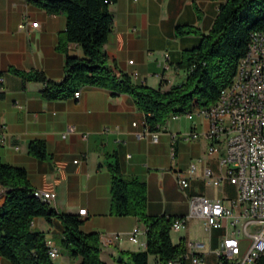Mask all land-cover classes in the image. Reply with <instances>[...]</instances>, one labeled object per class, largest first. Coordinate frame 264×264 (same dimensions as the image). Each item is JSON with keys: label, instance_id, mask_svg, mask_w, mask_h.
I'll return each instance as SVG.
<instances>
[{"label": "crops", "instance_id": "0c3cea01", "mask_svg": "<svg viewBox=\"0 0 264 264\" xmlns=\"http://www.w3.org/2000/svg\"><path fill=\"white\" fill-rule=\"evenodd\" d=\"M226 0H116L109 5L112 30L103 50L112 68L128 74L136 85L168 90L186 79L179 67L183 52L197 47L206 35ZM21 23H28L21 28ZM37 23V27H31ZM176 27H193L201 35L177 36ZM66 28L62 14L50 15L29 0H0V158L26 170L34 190L55 193L53 207L57 213L79 214L85 209L86 221L80 226L84 233H99L119 239L102 243L101 259L117 264L115 259L124 251L146 248L145 227L133 216L110 215V174L107 165L115 158L124 176L145 181L150 216L182 217L190 214V198L219 200L232 216L242 211L237 202L238 189L228 179L218 185L209 184L203 170L210 168L217 175L226 166L219 155L209 154V141L202 135L185 140L189 132L204 133L208 121L193 109L191 114L169 118L161 126L157 142L148 136L138 139L144 129V114L133 98L125 93L114 94L96 86H82L78 99L45 101L39 92L40 82H26L9 72L38 71L52 81L64 77L65 54L57 50L58 37ZM68 54L82 58L81 47L68 45ZM137 123L136 127L132 123ZM74 127L72 132H67ZM63 134L65 136L63 137ZM176 135V139H172ZM31 140H43L50 160H38L27 152ZM195 173L182 190L178 180L190 166ZM5 189L0 186V204ZM220 228L206 229L199 217H192L179 239L185 242L190 264L188 243L203 241L199 252L206 264H215V253L227 236L237 237L241 255L252 244L254 226L244 230V223L233 224V218H222ZM138 229L137 242L129 237ZM31 231L42 233L48 247L58 249L53 264H80L62 246L61 221L36 217ZM179 232V231H178ZM179 241V240H178ZM173 242V243H178ZM152 260V259H151ZM209 260V261H208ZM0 264H11L0 256ZM256 264H264L262 255Z\"/></svg>", "mask_w": 264, "mask_h": 264}, {"label": "trees", "instance_id": "16d2710c", "mask_svg": "<svg viewBox=\"0 0 264 264\" xmlns=\"http://www.w3.org/2000/svg\"><path fill=\"white\" fill-rule=\"evenodd\" d=\"M50 15L62 14L66 28L58 37L57 50L65 54L64 77L52 81L38 71L9 69L22 83L40 82L39 92L45 101L70 99L82 86H96L114 94L130 95L144 114L149 131H156L172 115H182L196 108L213 104L235 74L237 63L246 54L252 32H264V0H226L219 7L210 31L201 35L193 27H176L175 34L201 35L200 44L183 52L179 67L186 79L168 90L136 85L130 76L108 64L103 50L112 30L109 5L116 0H29ZM81 47L82 58L70 56L68 45ZM27 152L38 160H50L43 140H31ZM110 174V215L133 216L145 227L146 248L124 251L117 264H167L185 253V242L171 239L172 222L176 217L150 216L146 212L145 181L124 176L116 158L107 165ZM0 186L5 189L0 204V256L11 264H53L49 247L42 233L31 231L36 217L50 221L56 217L63 226L62 246L80 264H107L101 259L99 233H84L80 226L86 217L80 214L57 213L48 203L33 196V188L24 168L15 167L0 158ZM120 258V259H119ZM152 259V260H151ZM227 264V263H224Z\"/></svg>", "mask_w": 264, "mask_h": 264}, {"label": "built area", "instance_id": "2783aa9c", "mask_svg": "<svg viewBox=\"0 0 264 264\" xmlns=\"http://www.w3.org/2000/svg\"><path fill=\"white\" fill-rule=\"evenodd\" d=\"M28 23H21L25 28ZM37 23H31L36 28ZM80 91L73 94L78 99ZM187 111L183 115H190ZM209 123L208 130L204 133L189 132L181 136L182 139L191 140L204 136L209 141L208 153L219 155V147L224 149L219 161L226 166L225 170L214 174L210 168L203 170V176L209 184L218 185L222 180L228 179L237 186L238 200L242 211L237 216H232L219 200L211 201L204 197L193 196L190 198V214L176 217L172 222V231L184 229L192 217H199L206 229L220 228L222 218H233V224L243 221L244 230L254 226L251 234L252 244L248 251L241 255V247L237 237L227 236L222 240V247L218 250L215 264H256L264 255V32H252L249 36L246 54L237 63L235 74L231 83L221 90L217 100L205 108H196ZM178 115L170 118L176 119ZM133 127L137 123H132ZM1 129V127H0ZM161 127L156 131H149L144 123V129L136 133L138 139L150 137L157 142ZM74 127H69L67 132H72ZM65 134H63V137ZM172 135V139H176ZM195 173V166H190L179 177L178 184L182 190L188 187V179ZM33 196L53 207L56 199L55 193L33 190ZM86 210H79L80 215H85ZM138 229H134L129 239L137 242ZM105 242L119 239L102 235ZM190 251V264H206L199 252L205 248L203 241L188 243ZM49 256L54 259L58 249L49 248ZM188 258L187 254L173 258L167 264H183ZM157 264V263H153Z\"/></svg>", "mask_w": 264, "mask_h": 264}, {"label": "rangeland", "instance_id": "374dc122", "mask_svg": "<svg viewBox=\"0 0 264 264\" xmlns=\"http://www.w3.org/2000/svg\"><path fill=\"white\" fill-rule=\"evenodd\" d=\"M183 115V114H182ZM170 118V117H169ZM168 118V119H169ZM183 234V231H179V232H175V231H172L171 232V239L173 242H177L179 240V238L182 236ZM209 261V260H208ZM116 263V262H115Z\"/></svg>", "mask_w": 264, "mask_h": 264}, {"label": "water", "instance_id": "95a60500", "mask_svg": "<svg viewBox=\"0 0 264 264\" xmlns=\"http://www.w3.org/2000/svg\"><path fill=\"white\" fill-rule=\"evenodd\" d=\"M120 259V258H119Z\"/></svg>", "mask_w": 264, "mask_h": 264}]
</instances>
